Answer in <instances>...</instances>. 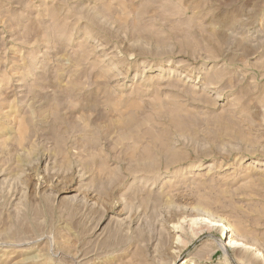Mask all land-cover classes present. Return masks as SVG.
I'll return each mask as SVG.
<instances>
[{"label":"rangeland","instance_id":"1","mask_svg":"<svg viewBox=\"0 0 264 264\" xmlns=\"http://www.w3.org/2000/svg\"><path fill=\"white\" fill-rule=\"evenodd\" d=\"M0 264H264V0H0Z\"/></svg>","mask_w":264,"mask_h":264},{"label":"bare ground","instance_id":"2","mask_svg":"<svg viewBox=\"0 0 264 264\" xmlns=\"http://www.w3.org/2000/svg\"><path fill=\"white\" fill-rule=\"evenodd\" d=\"M210 82H213V81H210ZM205 212L211 213L209 210H206ZM199 218H193V219L191 218L192 219L191 221L193 223H195L196 221L199 220L200 223L203 225L202 226V230H203V228L211 229V225H212V226H216V229L218 231H219V229H221V234L225 235V239L227 238V236H229L228 242L226 243V246H229V247H243L247 251H249V249L252 247V246L250 247V245H247L246 243H240L239 237H237L234 234V232H233L234 230L232 231V229L229 228V226H227L226 223H221V218L219 216L215 215L214 219H209L207 217H202L200 219ZM186 262L187 261H185L184 263H186Z\"/></svg>","mask_w":264,"mask_h":264}]
</instances>
